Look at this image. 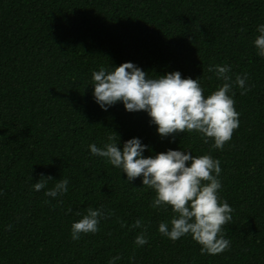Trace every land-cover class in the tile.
I'll list each match as a JSON object with an SVG mask.
<instances>
[{"label":"trees","instance_id":"1","mask_svg":"<svg viewBox=\"0 0 264 264\" xmlns=\"http://www.w3.org/2000/svg\"><path fill=\"white\" fill-rule=\"evenodd\" d=\"M260 25L264 0H0V264H264ZM126 62L151 78H200L206 97L224 83L209 67L229 65L240 113L232 139L219 150L195 131L162 138L145 111L130 113L122 102L101 109L92 73ZM245 73L251 91L240 95L235 80ZM115 134L121 149L139 138L144 157L172 149L220 161L218 195L233 208L229 250L201 254L190 235L159 233L171 207H150L156 193L142 177L128 182L90 152ZM41 174L54 180L35 191ZM60 179L67 192L46 196ZM88 207L105 213L99 231L73 240L71 226ZM138 219L142 227L133 228ZM145 228L148 243L137 245Z\"/></svg>","mask_w":264,"mask_h":264},{"label":"clouds","instance_id":"2","mask_svg":"<svg viewBox=\"0 0 264 264\" xmlns=\"http://www.w3.org/2000/svg\"><path fill=\"white\" fill-rule=\"evenodd\" d=\"M257 31L260 35L254 44L258 55L264 57V25H260ZM208 71H214L224 83L206 97L200 78H182L179 71L151 78L131 62L123 63L112 71L101 67L92 73L93 95L95 102L105 111L122 102L125 110L130 113L147 112L150 122L157 126V132L162 138L195 131L201 134L204 143L212 139V147L223 150L232 139L234 131L239 128L240 113L235 109V93L228 75L230 66L216 65L209 67ZM247 80L246 73L236 76L235 84L241 89L240 95L251 91ZM115 137L116 134L110 136L112 142L103 148L96 144L89 145L90 152L122 169L128 182L142 177L143 186L156 193L150 207H171L174 215L170 225L165 222L159 225L158 231L162 236L177 241L190 235L201 245V254L216 255L229 250L231 242L225 238L224 226L232 220L233 208L227 201L221 202L218 195L222 187L219 179L222 169L218 159L211 155L194 156L190 151L172 149L144 157L143 153L148 146L139 138L127 140L121 149ZM53 180V177L41 174L33 188L41 191ZM68 184L67 179H60L44 194L52 198L62 196L67 192ZM71 211L69 208L68 212ZM104 216L101 209L88 207L82 219L72 224V239L79 240L81 234L97 233L100 218ZM11 227L8 225L9 230ZM121 227H125V223L121 222ZM132 227H142V221L136 220ZM145 232L146 228L136 237L137 245L148 243ZM109 264H113V261H109Z\"/></svg>","mask_w":264,"mask_h":264}]
</instances>
